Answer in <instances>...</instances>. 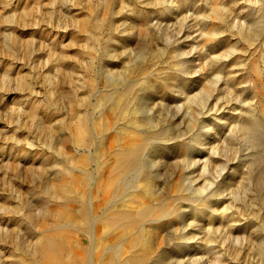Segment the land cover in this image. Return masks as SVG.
<instances>
[{
	"label": "rangeland",
	"instance_id": "374dc122",
	"mask_svg": "<svg viewBox=\"0 0 264 264\" xmlns=\"http://www.w3.org/2000/svg\"><path fill=\"white\" fill-rule=\"evenodd\" d=\"M129 131L123 195L167 211L113 246L146 228L138 264H264V0H0V264L63 227L39 216L56 170L91 210L84 172Z\"/></svg>",
	"mask_w": 264,
	"mask_h": 264
},
{
	"label": "bare ground",
	"instance_id": "6f19581e",
	"mask_svg": "<svg viewBox=\"0 0 264 264\" xmlns=\"http://www.w3.org/2000/svg\"><path fill=\"white\" fill-rule=\"evenodd\" d=\"M87 26L88 22L84 21L83 28L87 29ZM76 130L80 141L90 142L91 129L86 124ZM125 134L121 140L128 145L123 150L115 151L114 142L107 144L106 139L99 145L103 166L98 175L90 177L84 172L94 183L88 196L89 212L76 209L73 191L84 180L74 174L72 169L75 167L63 166L56 170L54 179L44 181L43 190L49 202L41 207L39 216L52 224L61 222L63 227L55 232L40 231L41 244L37 243L35 250L32 245L26 246L19 255L22 264H138L149 257L147 251L153 248V242L151 232L146 228L130 233L119 247L112 245L121 235L130 232L138 220L160 218L167 211L163 201H152L151 191L147 194L135 190L123 195V181L135 164L138 145L144 140L138 132ZM126 253L127 257L123 259Z\"/></svg>",
	"mask_w": 264,
	"mask_h": 264
}]
</instances>
